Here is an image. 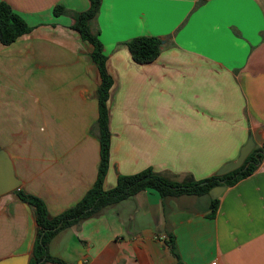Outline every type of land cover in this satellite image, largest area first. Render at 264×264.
I'll use <instances>...</instances> for the list:
<instances>
[{
  "label": "crops",
  "instance_id": "obj_1",
  "mask_svg": "<svg viewBox=\"0 0 264 264\" xmlns=\"http://www.w3.org/2000/svg\"><path fill=\"white\" fill-rule=\"evenodd\" d=\"M0 1L32 28L0 43V147L19 181L0 194L1 260L31 255L36 223L18 190L55 216L94 184L100 76L91 45L70 28L89 0ZM58 4L67 12L55 15ZM91 30L113 79L104 189L148 167L202 180L249 137L264 142V0H102ZM140 35L163 40L146 64L125 44ZM209 212L208 196L145 189L63 229L48 251L66 264H178L162 239L173 234L184 264H264V158Z\"/></svg>",
  "mask_w": 264,
  "mask_h": 264
},
{
  "label": "trees",
  "instance_id": "obj_2",
  "mask_svg": "<svg viewBox=\"0 0 264 264\" xmlns=\"http://www.w3.org/2000/svg\"><path fill=\"white\" fill-rule=\"evenodd\" d=\"M101 3L102 0H89L88 9L75 13L70 25L71 29L79 33L82 40L91 45L90 57L100 76V83L96 90L98 102L96 134L100 147L97 177L92 187L75 205L55 216L49 215L44 201L38 196L21 190L17 191L20 200L32 207L36 223L29 264H44L45 262L66 264L63 259L53 257L48 251V244L55 235L69 226L99 214L105 207L132 197L145 189L157 191L162 199L181 195L208 196L210 208L208 216L214 217L219 206V198L211 199L209 190L218 185L232 186L236 184L251 175L264 158L263 142L261 146H256L251 150L238 168L220 176L214 174L202 180H196L189 175L183 180L177 181L148 167L134 174H119L115 185L110 189H104L103 182L110 162L111 132L108 100L113 79L106 67L107 57L104 54L99 33L91 30V22L96 18ZM53 12L55 15H61L66 13L67 9L58 4L54 6ZM31 29L10 4L0 1V43L2 45L13 43L20 36L29 33ZM162 41L157 36L140 35L130 38L125 44L134 62L146 64L158 57ZM165 243L177 263L184 264L177 252L173 234H166Z\"/></svg>",
  "mask_w": 264,
  "mask_h": 264
},
{
  "label": "water",
  "instance_id": "obj_3",
  "mask_svg": "<svg viewBox=\"0 0 264 264\" xmlns=\"http://www.w3.org/2000/svg\"><path fill=\"white\" fill-rule=\"evenodd\" d=\"M254 148V141L251 137L241 147L239 155L235 160L226 162L217 171L216 175L220 176L238 168L246 156ZM19 185V181L16 178L12 163L8 153L0 147V194L8 190L14 189ZM225 185H218L209 190V196L211 199L219 198L222 192L225 190ZM30 256H10L0 260V264H29Z\"/></svg>",
  "mask_w": 264,
  "mask_h": 264
},
{
  "label": "built area",
  "instance_id": "obj_4",
  "mask_svg": "<svg viewBox=\"0 0 264 264\" xmlns=\"http://www.w3.org/2000/svg\"><path fill=\"white\" fill-rule=\"evenodd\" d=\"M165 238H166V236H163V237H162V239H164V240H165Z\"/></svg>",
  "mask_w": 264,
  "mask_h": 264
},
{
  "label": "rangeland",
  "instance_id": "obj_5",
  "mask_svg": "<svg viewBox=\"0 0 264 264\" xmlns=\"http://www.w3.org/2000/svg\"><path fill=\"white\" fill-rule=\"evenodd\" d=\"M207 197V196H206Z\"/></svg>",
  "mask_w": 264,
  "mask_h": 264
}]
</instances>
